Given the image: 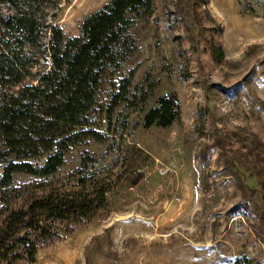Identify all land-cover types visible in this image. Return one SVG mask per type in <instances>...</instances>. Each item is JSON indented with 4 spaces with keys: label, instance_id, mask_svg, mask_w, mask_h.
Listing matches in <instances>:
<instances>
[{
    "label": "rangeland",
    "instance_id": "rangeland-1",
    "mask_svg": "<svg viewBox=\"0 0 264 264\" xmlns=\"http://www.w3.org/2000/svg\"><path fill=\"white\" fill-rule=\"evenodd\" d=\"M54 1L48 21L68 37L109 0ZM128 33L118 74L133 70L145 103L93 113L104 140L74 145L58 169L94 153L114 174L107 210L42 245L33 264H264V0H152ZM170 92L178 119L142 127Z\"/></svg>",
    "mask_w": 264,
    "mask_h": 264
},
{
    "label": "trees",
    "instance_id": "trees-1",
    "mask_svg": "<svg viewBox=\"0 0 264 264\" xmlns=\"http://www.w3.org/2000/svg\"><path fill=\"white\" fill-rule=\"evenodd\" d=\"M54 5L0 0V264H33L42 245L107 210L114 174L97 167L94 153L82 149L75 168L58 169L74 145L104 140L92 127L93 113L109 120L120 103L137 106L147 98L135 85L130 90L132 69L118 72L134 49L128 29L151 11L152 0H109L68 37L48 21ZM178 117L170 92L156 97L141 126L165 127ZM16 173L31 179L14 183Z\"/></svg>",
    "mask_w": 264,
    "mask_h": 264
}]
</instances>
